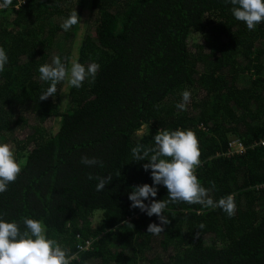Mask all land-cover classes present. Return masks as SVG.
<instances>
[{
  "label": "trees",
  "instance_id": "1",
  "mask_svg": "<svg viewBox=\"0 0 264 264\" xmlns=\"http://www.w3.org/2000/svg\"><path fill=\"white\" fill-rule=\"evenodd\" d=\"M88 7L91 20L81 32ZM231 8L226 0H12L0 9V47L8 55L0 72V143L22 165L0 193V218L20 222L22 231L23 217L41 221L71 264H264V144L254 145L264 138V23L249 30ZM74 10L81 22L64 31ZM193 33L199 39L191 43ZM57 55L68 67L75 59L100 69L94 82H61L54 97L39 100L49 86L39 66ZM185 89L191 99L181 111ZM144 124L149 131L141 135ZM158 129L195 133V175L214 201L234 197V216L169 202L164 232H147L158 217L132 208L128 195L153 184L151 169L131 149L154 146ZM235 138L246 150L227 155ZM82 156L103 167L82 164ZM90 173L112 180L97 191ZM155 186L146 204L168 200L167 189ZM96 209L103 210L97 226Z\"/></svg>",
  "mask_w": 264,
  "mask_h": 264
},
{
  "label": "clouds",
  "instance_id": "2",
  "mask_svg": "<svg viewBox=\"0 0 264 264\" xmlns=\"http://www.w3.org/2000/svg\"><path fill=\"white\" fill-rule=\"evenodd\" d=\"M232 5L231 12L236 20L246 24L249 30L256 25L264 23V0H226ZM12 5V0H2L0 9H6ZM81 22L77 11H72L61 23L64 31L70 30ZM8 63V55L3 47H0V72L5 70ZM100 65L91 62L87 65L76 60L68 67L62 62L60 56H54L51 63L39 66L40 79L49 82V86L40 95L39 100L54 97L57 85L67 82L70 87L80 88L86 79L94 82ZM181 101L176 108L184 111L190 102L191 92L187 89L181 92ZM154 146L145 147L137 145L131 149L133 160L148 162L143 165L145 171L151 169L152 185L144 183L132 187L128 195L132 208H139L149 217L155 215L160 223H150L147 232L159 235L164 232V225L170 223L164 215V209L169 202H186L188 204H200L205 208H220L229 217L235 215L236 204L234 197L228 195L218 201H214L209 195V189L202 186L195 169L201 165V152L198 147V139L195 133L188 129L157 130L153 137ZM81 163L87 166L99 165L103 162L97 158L81 157ZM22 171V165L17 161L12 146L8 143H0V193L7 191L9 183L15 182ZM98 181L97 191H102L108 185L112 176L88 177ZM163 185L168 192V200L152 199L145 203L149 197L157 196V187ZM214 187V183H213ZM24 230H21L20 222L5 221L0 218V264H71L68 249L61 246L55 239H49L46 235V226L39 220L23 217ZM201 223L198 228L203 229ZM199 236V232L196 233Z\"/></svg>",
  "mask_w": 264,
  "mask_h": 264
},
{
  "label": "rangeland",
  "instance_id": "3",
  "mask_svg": "<svg viewBox=\"0 0 264 264\" xmlns=\"http://www.w3.org/2000/svg\"><path fill=\"white\" fill-rule=\"evenodd\" d=\"M89 20H91V15H90V8L88 7L84 13H83V17H82V23H81V26H82V31L86 28ZM199 39V34H191L190 36V42L192 43V41L196 42L197 40ZM79 41L76 43V51L79 47ZM77 54H75L74 56H76ZM75 60V59H74ZM66 93L63 92L62 95H61V101H60V106H61V109L64 110L65 109V106H66ZM59 122H60V117L57 118L56 122H55V127L53 129V131H56L59 127ZM149 130H148V126L146 124H144L141 129H140V134L143 135L145 133H147ZM228 151V149H227ZM103 219V210L102 209H96L94 211V224L95 226L99 225L101 223Z\"/></svg>",
  "mask_w": 264,
  "mask_h": 264
},
{
  "label": "built area",
  "instance_id": "4",
  "mask_svg": "<svg viewBox=\"0 0 264 264\" xmlns=\"http://www.w3.org/2000/svg\"><path fill=\"white\" fill-rule=\"evenodd\" d=\"M257 144H261V145L264 144V138H262L259 141H256L254 143V145H257ZM245 150H246L245 144L241 140L235 138L230 142L229 148H228V151L226 152V154L230 155V154L239 153V152L241 153ZM85 245L86 246L81 247V249H88L90 246V242H87Z\"/></svg>",
  "mask_w": 264,
  "mask_h": 264
}]
</instances>
